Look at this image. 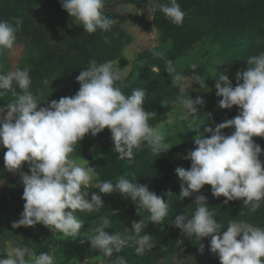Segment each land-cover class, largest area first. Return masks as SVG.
Here are the masks:
<instances>
[{
  "label": "clouds",
  "instance_id": "9594fccd",
  "mask_svg": "<svg viewBox=\"0 0 264 264\" xmlns=\"http://www.w3.org/2000/svg\"><path fill=\"white\" fill-rule=\"evenodd\" d=\"M60 3L70 18H74L72 21L89 34L98 29L108 31L117 23L104 14L105 0H60ZM159 10L176 25L182 24L186 15L177 0L159 5ZM22 24L19 18L14 24L0 20V51L14 50L16 33ZM153 55L162 56V53L153 50ZM165 64L168 74L175 73L171 60ZM246 64V70L236 73L235 87L225 73L215 69L211 74V77L218 76L216 95L222 97L218 106L221 109L237 106L238 115L215 129L206 127L204 132L210 136H196L194 148L184 157L191 162L190 168L175 169L181 181L178 199L195 196L196 208L191 216L185 212L176 215L174 226L189 238L211 237L210 251L218 255L220 264H264V227L232 220L222 232L207 197L200 194L205 185H210L212 196H223L225 205L242 200L253 213L264 201V162L260 159L264 151L253 139L264 137V52L249 57ZM82 69L76 76L79 90L72 96L51 100L47 106H40L45 103H40L29 91L30 66L0 73V96L11 91L15 98L0 107V147L7 149L3 158L5 169L19 173L25 201L12 227L42 224L52 232L76 238L84 225L76 212L93 213L104 208L101 195L92 193L89 198V191L83 190L90 187L105 195L119 192L135 204L138 215L142 208L149 213L151 223H163L169 214V204L162 196L150 191L147 185L124 177H118L115 184L111 180L94 183L96 167L89 166L85 159L81 163L73 156L75 145L87 134L96 137L105 128L110 130L113 150L121 160L133 159L134 149L143 143L160 155L171 147L165 143L164 131L149 124L157 113L144 108L146 89L136 88L125 95L122 85L127 72L118 62L97 63L93 59ZM184 80L181 74L175 73L171 86L180 87L183 93ZM14 85L22 94L17 93ZM177 103L195 117L197 106H204L205 101L188 94L178 96ZM224 129L234 131L226 135ZM25 163L28 172L21 171ZM3 183L0 179V185ZM115 214L111 211L101 217L102 222L92 229V234L80 242H90L91 249L101 251L107 258L129 245L135 247L137 255H143L152 241V234L145 231L144 219L132 221L131 229L125 228L124 233L109 234L105 229L112 228L111 217ZM203 247L200 246L201 252ZM0 264H55V259L48 252L37 255L26 247L13 246L6 250V258L0 259ZM116 264L128 262L123 256H117Z\"/></svg>",
  "mask_w": 264,
  "mask_h": 264
},
{
  "label": "trees",
  "instance_id": "16d2710c",
  "mask_svg": "<svg viewBox=\"0 0 264 264\" xmlns=\"http://www.w3.org/2000/svg\"><path fill=\"white\" fill-rule=\"evenodd\" d=\"M169 0H159V5L167 4ZM181 9L186 13L183 23L173 24L159 10L154 14L153 26L158 31L159 41L167 46V50L156 64L159 71L151 69L145 75L139 72L138 76L131 77L133 84H140L147 94L144 100V108L147 111L158 113L160 103L164 100L176 98L175 86H171L172 75L166 71V60L173 61L183 51L191 48L203 38H210L222 48L234 54L239 52L240 59L246 60L264 52V0H177ZM60 4V0H0V20L15 23L16 19H22L21 30L16 33V44L23 45L22 58L19 68L30 66L31 85L29 91L37 98L40 106H47L51 100H59L61 97L74 95L79 90L76 76L85 68L90 60L99 58L114 59L119 51L131 38L121 32H117L112 26L109 31L97 30L95 33H87L84 30H70L63 32L62 36L54 38L53 31L48 22L35 19L31 12L37 6L48 7ZM9 50L0 51V73L10 71ZM153 57L151 58V60ZM136 78V79H135ZM47 80L48 84L44 81ZM130 83L123 87L125 95H130L134 89ZM16 91L22 94L18 86ZM11 91L0 96V106L14 100ZM239 109L230 111L221 122L215 119L212 128L238 115ZM153 116L149 124L154 121ZM226 135H230L234 129H224ZM262 151H264V137H254ZM89 142L77 143L73 156L86 159L89 166L96 167L97 177L100 181L111 180L114 184L118 177H124L141 185H147L149 190L162 196L169 204V214L163 223L153 224L148 220L149 213L139 209L137 214L135 204L123 197L119 192L105 195L99 189L90 187L83 189L101 195L104 208L99 212H76L77 217L84 221L80 237L51 236L48 241L37 224L34 227L13 228L12 224L18 220L23 211V203L20 194H23V185L19 173L8 172L4 167V154L0 151V179L6 180V185L0 189V259L6 258V241L12 239L18 241L19 246L34 251L37 255L48 252L54 256L55 264H81L86 258L108 259L99 250L91 249L90 242L82 244L80 241L92 234V229L102 221L101 217L107 216L111 211L116 214L111 217L112 228L105 229L109 234L116 231L124 233L125 228L131 229L132 221L144 219L145 231L152 234L151 247L146 249L143 255H137L135 247L129 245L114 253L111 264H116V257L123 256L128 264H161V260L171 259L177 253H199L200 246L203 250L210 247L211 237L199 240L193 236L187 237L179 228L174 226L176 215L184 212L191 216L196 205L193 204L195 196L178 199L181 191V181L175 169L181 167L173 165L164 156L139 148L134 149L135 156L127 161L118 158V154L109 145L103 146L102 157L95 160L87 150ZM1 148V147H0ZM264 162V155L260 157ZM190 168L191 162L184 161ZM21 171L28 172L27 163ZM171 192L172 194L167 195ZM207 197L210 210L215 213V219L222 225L221 231H225L229 221H245L256 226L264 227V201L256 212L243 204L242 200L229 201L224 204V197L215 198L211 194V186L205 185L201 193ZM242 213V214H239Z\"/></svg>",
  "mask_w": 264,
  "mask_h": 264
},
{
  "label": "rangeland",
  "instance_id": "374dc122",
  "mask_svg": "<svg viewBox=\"0 0 264 264\" xmlns=\"http://www.w3.org/2000/svg\"><path fill=\"white\" fill-rule=\"evenodd\" d=\"M157 11H159V0H105L104 14L109 18L116 19L117 23L113 25L115 30L125 36H129L131 41L117 53L114 59L99 58L97 63L109 60L118 62V66L127 72L123 87H126V83H130L129 85L134 89L140 88L139 83L133 84L130 81L128 82V80L131 77L138 76L139 72L145 75L149 69L154 72L159 71L156 66L159 56H154L153 50L163 54L166 52L167 46L159 41L158 31L153 26V17ZM31 15L35 19L48 22L54 38L62 36L65 31L84 30L82 26L72 21L74 18H70L60 4L48 7L37 6L32 10ZM110 30L108 31L110 32ZM22 53L23 45L15 44L14 50L9 52L10 70L20 66ZM152 57L153 59L151 60ZM172 63L175 73H179L185 78L183 81L185 91L182 93L180 87L175 86L176 98L161 101L160 109L150 125L162 129L166 136L165 143L171 146L168 151L164 152L165 158L173 165H181V168H184L186 167L184 161H187L184 157L189 150L194 148V138L201 134L210 136L209 133L204 132V129L211 127L215 119H219L222 122L230 111L237 109V106H233L232 109H221L218 106V101L222 99V97H217L216 95L215 84L218 76L211 77V74L215 69L217 72L225 73L235 87L236 73L246 70L247 64L242 62L239 52L234 54L227 51L207 37L183 51ZM87 66L88 63L85 68ZM175 73L170 75L173 76ZM188 94L193 99L200 96L205 101L204 106H197L198 116L194 117L188 114L177 103L178 96H186ZM193 121H195L194 124ZM196 126L200 127L196 130H191ZM87 142L90 143L87 150L95 160L101 158L103 153H105L103 151L105 144L109 145L112 150L114 148L110 130L107 128L96 137H93L90 133L87 134L80 143ZM5 149L1 147L0 151ZM142 149L151 152L146 143L142 144ZM78 159L81 163L84 160ZM125 160L130 161L129 159ZM3 181L4 183L0 185V189L7 183L6 180ZM94 183H99L97 176L94 179ZM20 197L21 201H24L22 194L18 196V198ZM40 229L44 233L46 241L51 236H54V238L58 236L67 238L61 232H52L44 225H41ZM81 235H78L77 238ZM13 246H19L18 241L12 239L6 241V250ZM111 262V258L103 260L99 257L86 258L82 260L81 264H111ZM160 262L161 264H220L218 255L212 253L210 247L196 254L177 253L171 259L161 260Z\"/></svg>",
  "mask_w": 264,
  "mask_h": 264
}]
</instances>
